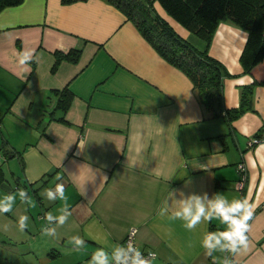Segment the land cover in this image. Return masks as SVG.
I'll return each mask as SVG.
<instances>
[{
    "label": "crops",
    "instance_id": "0c3cea01",
    "mask_svg": "<svg viewBox=\"0 0 264 264\" xmlns=\"http://www.w3.org/2000/svg\"><path fill=\"white\" fill-rule=\"evenodd\" d=\"M153 6L182 37L200 49L207 46L158 1ZM247 36L246 29L224 20L208 47L231 74L223 80L227 108L238 106L243 85L252 82L239 59ZM75 48L76 61L63 58L53 69L56 50ZM23 49H35L39 57L26 69L16 62ZM66 86L73 97L62 113L52 93ZM252 107L231 127L221 117H207L186 74L108 0H21L4 7L0 198L23 188L36 207L27 208L17 197L13 211L0 214L6 237L0 244L14 256L4 252L0 264H88L98 248L110 252L123 245L131 227L138 247L156 252L153 264H218L221 253H214L215 260L206 256L201 241L225 225L213 220L189 231L184 221L171 219L181 193L246 199L253 210L249 249L231 259L264 264V141L248 147L264 123V85L254 86ZM61 115L66 122L57 119ZM10 160L16 165L12 180L5 169ZM57 184L64 185L72 215L49 237L41 234L43 217L58 215L64 202H49L43 193ZM171 192L174 200L168 199ZM165 201L169 211L161 216ZM25 214L29 227L20 232L16 221ZM75 235L85 240L81 251L70 243Z\"/></svg>",
    "mask_w": 264,
    "mask_h": 264
},
{
    "label": "trees",
    "instance_id": "16d2710c",
    "mask_svg": "<svg viewBox=\"0 0 264 264\" xmlns=\"http://www.w3.org/2000/svg\"><path fill=\"white\" fill-rule=\"evenodd\" d=\"M20 1L0 0V10ZM108 1L134 23L160 56L186 74L207 117H221L231 127L233 119L253 109V88L255 85H264V0H156L170 17L207 43L203 49L178 34L156 12L153 6L155 0ZM224 20H230L247 30L248 36L239 59L243 71L252 76V82L242 87L238 106L230 108L223 103V80L231 74L208 50L218 24ZM79 52L77 48L66 53L56 50L53 69L63 58L76 61ZM52 94L57 96L56 108L64 113L73 93L66 86L54 90ZM57 119L66 122L63 115ZM224 136L217 135L220 138ZM249 138L256 141L248 147L264 141V123ZM2 175L0 169V178Z\"/></svg>",
    "mask_w": 264,
    "mask_h": 264
},
{
    "label": "clouds",
    "instance_id": "9594fccd",
    "mask_svg": "<svg viewBox=\"0 0 264 264\" xmlns=\"http://www.w3.org/2000/svg\"><path fill=\"white\" fill-rule=\"evenodd\" d=\"M38 61L39 57L35 49H23L16 54V62L22 69H26L31 63ZM57 178L59 179V177ZM43 196L49 202L57 200L64 202L58 215L47 212L43 217L46 225L42 226L41 234L55 237L57 234L56 226H63L72 215L64 185L57 184L54 189H45ZM181 196L182 199L176 201L178 207L172 211L170 218L184 221V227L187 230L192 231L201 222L210 224L213 220H219L221 224L225 225L222 231H212L204 234L201 246L205 250L206 256L215 260L214 253L220 252L225 254L222 264H233L231 257L242 251H248L250 242L247 233L249 231V221L253 217V210L246 199L229 201L221 193L214 194L212 198H209L207 193H192L187 197H183V193H181ZM17 197L27 208L36 207V202L32 196L25 189L20 188L16 192L5 194L0 198V214L12 212ZM170 198L174 200L173 192L169 194L168 199ZM168 211L169 207L167 201H165V206L159 210V215L163 216ZM28 221V215H20L16 221L17 230L24 232L29 227ZM3 230L7 232L9 225L4 224ZM70 243L76 251L83 250L85 246V240L79 235L72 236ZM156 258L157 254L155 252H149L145 256L130 238L126 242V246L116 245L110 252L102 247L98 248L92 253L88 264H153Z\"/></svg>",
    "mask_w": 264,
    "mask_h": 264
},
{
    "label": "built area",
    "instance_id": "2783aa9c",
    "mask_svg": "<svg viewBox=\"0 0 264 264\" xmlns=\"http://www.w3.org/2000/svg\"><path fill=\"white\" fill-rule=\"evenodd\" d=\"M256 141V139H254V138H249V140H248V146H250L253 142H255ZM237 168H238V170L240 171V173H241V178L242 179H244L245 178V166H244V164L242 163V162H239L238 164H237ZM241 182L242 181H240V183H239V187H240V184H241ZM136 231H137V229L135 228V227H131L130 229H129V231L127 232V234L125 235V237H124V239H123V245H125L126 246V242L131 238L132 240H133V242H134V244H135V246L136 247H138V245L136 244V241H135V234H136ZM139 248V247H138ZM140 249V251L145 255V256H147L148 255V253L149 252H155V251H153V250H144V249H141V248H139ZM156 253V252H155ZM225 255V254H224ZM224 257V256H223ZM221 264H222V262H221Z\"/></svg>",
    "mask_w": 264,
    "mask_h": 264
},
{
    "label": "rangeland",
    "instance_id": "374dc122",
    "mask_svg": "<svg viewBox=\"0 0 264 264\" xmlns=\"http://www.w3.org/2000/svg\"><path fill=\"white\" fill-rule=\"evenodd\" d=\"M5 169L7 170V176H8V178L10 179V180H12L13 179V174H14V172H15V170H14V167H16V165H15V163H14V161L13 160H10L8 163L6 162L5 163ZM9 169H10V171L12 172V174H10V172H9ZM14 171V172H13ZM16 173V172H15ZM6 237L4 236V234H3V232H1V230H0V241L1 240H3V239H5ZM3 242V241H2ZM2 244H0V255L2 254H4V252L5 253H8L9 254V256L11 257L12 256V252L10 251L11 249L8 247L7 248V250H9V252L8 251H3V248H2V246H1ZM223 256H224V254L223 253H221V257H220V259L218 260V264H221V262H222V260H223ZM12 257H14V256H12Z\"/></svg>",
    "mask_w": 264,
    "mask_h": 264
}]
</instances>
